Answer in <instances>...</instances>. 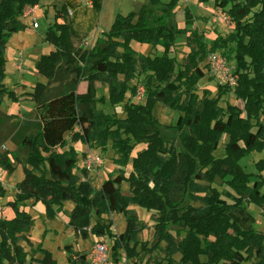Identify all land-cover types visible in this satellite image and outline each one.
<instances>
[{"label": "trees", "instance_id": "1", "mask_svg": "<svg viewBox=\"0 0 264 264\" xmlns=\"http://www.w3.org/2000/svg\"><path fill=\"white\" fill-rule=\"evenodd\" d=\"M84 1L88 6L83 7ZM181 1L148 0L136 12L119 14L112 28L84 49L74 43L78 12L88 8L98 19L104 0H64L46 33L54 51L35 65L47 83H37L28 93L41 127L26 140L30 152L24 178L7 203L14 218H0V264H58L43 246L33 249L34 220L23 209L30 201L42 203L49 219L67 214L85 240L109 239L114 264H264V232L255 229L256 218L246 206L264 211V160L256 165L258 174L241 165L244 157L264 152V0H197L213 2L233 25L228 35H218L210 44L205 34L189 29L205 18L186 9V27L175 29L160 14L174 12ZM41 2L0 0V106L6 98L19 100L5 85L6 50L14 35L26 30L22 19L27 10ZM180 36L191 47L183 66L171 57ZM133 42L152 50L162 47L163 53L146 56ZM216 52L233 62L234 84H219L215 96L209 90L200 96L198 85L208 76L205 69L211 73L208 59ZM98 82L107 85L110 106L124 105L125 117L98 107L106 105L104 98L97 99ZM81 83L86 84L84 93L78 90ZM140 85L146 90L144 101L126 102L128 95L136 97ZM229 95L238 104L223 107ZM159 103L179 114L173 128L181 150L168 144L160 131L155 117ZM77 143L103 153L113 150L116 169L100 188L85 166L80 167L86 156ZM141 145L145 148L134 157ZM3 168L11 169L8 156L0 159ZM125 181L130 195L123 193ZM5 196L0 183V199ZM67 202L73 204L70 212ZM133 205L155 213L157 242L152 247L140 240L146 226ZM112 215L125 218L123 233L114 234ZM170 226L177 228V236ZM156 250L165 258L145 260ZM66 251L67 264H91L86 252L71 246Z\"/></svg>", "mask_w": 264, "mask_h": 264}, {"label": "rangeland", "instance_id": "2", "mask_svg": "<svg viewBox=\"0 0 264 264\" xmlns=\"http://www.w3.org/2000/svg\"><path fill=\"white\" fill-rule=\"evenodd\" d=\"M63 1L42 0L40 4L41 9L36 13V16L40 20L39 30L32 29L31 19L29 21L24 20L27 27V32L25 33L26 38L22 39L20 35H14L6 50L8 62L6 66L7 77L5 85L10 91L16 92L19 100L10 101V99L6 98L0 106V159L4 156H8L12 169L9 170L3 168L5 173L1 184L6 190V196L0 199V218L3 219L10 220L14 218V212L7 206V203L13 200V197L16 194V185L24 178L23 165H25L30 152V148L27 145L26 140L34 137L41 127V121L34 113L35 104L28 97V93L33 91V87L37 83H47V79L45 77L37 74L35 65L41 56L54 51V47L46 41V33L50 25L53 24L56 19L54 4L57 2L61 4L60 2H62V5H64ZM164 1L167 3L170 0ZM147 3L148 0H107L104 20L102 22L103 26H110L106 32L112 28L115 21L114 20L110 23L108 22L109 20L116 19L115 17L119 14L126 16L131 12H136ZM86 5L87 2L84 1L83 7ZM186 9H189L195 16L205 18V20L194 23V25L189 27V29L198 30L200 33L205 34L209 44L218 35H228L233 28L226 12L215 9L213 2L201 4L197 0H182L174 12L160 14H162L166 21L175 29L178 27L183 28L186 27ZM47 10H49V14H45ZM100 17L101 14L97 19L88 8H82V10L78 12V16L75 20V28L78 32V37L77 39H74V43L77 47L89 49L94 45L97 39L96 37H98L102 32V28L97 27ZM132 47L137 52L146 56L161 55L163 53L162 47H159L157 50H152L150 45H144L137 42H133ZM190 51L191 47L187 43V38L185 36H180L177 39L175 46L172 48L171 57L176 58L179 65L183 66ZM16 64L17 71H14ZM207 64L208 61H206L202 66L204 67ZM233 66V62L228 60V76L230 79L232 77ZM205 71L208 73V76L200 81L197 93L202 96L204 90H209L212 92V95L215 96L217 93V86L222 83L224 84L225 81H222L221 78L217 77H214V79L211 80L210 77L212 74L207 69H205ZM139 81L142 82L143 77H140ZM59 87H63V85H60ZM78 90L80 93H84L86 90V84H78ZM101 98L105 99L106 105L99 104L98 107L100 109H104L105 112L109 114L116 113L119 117H125L123 112L124 105L117 107L110 106L108 103V87L106 84L98 82L97 99ZM143 101L144 99L140 102ZM126 102L132 103L138 101L128 95ZM227 103L238 104V101L233 95H229L225 98V101L222 102L221 105L226 107ZM155 117L161 124L162 129H160V131L164 139L168 142V144L174 146L177 150H181L182 147L178 140V132L173 128L178 121L179 114L159 103L155 109ZM86 127H89V125H82V128ZM77 130H79V128ZM70 136H68L69 142L71 140ZM226 141L227 137L224 136L221 148H223ZM74 146L81 154H85L86 156L81 159L80 167H84V163L88 156L101 154L103 158V165L98 169L97 174L95 173L91 175L94 180V186L96 188H100L102 183L107 179L108 175L116 169L114 165V159L116 156L113 150L109 148L107 153H103L100 150L90 149L81 143H77ZM144 148V145L138 146L135 150L134 157ZM261 160H264V152H254L251 155L244 157L241 160V165L248 173L258 174L256 165ZM255 183L256 179H253L252 185ZM221 188L226 192L229 191V189L225 186H222ZM122 190L125 195H130V186L128 181L124 182ZM246 206L248 211L256 218L255 229L257 231L264 232V211L255 205L246 204ZM23 209L29 213L34 220V227L31 232L33 249L43 246L46 250L52 253L53 258L58 262V264H67L69 253L66 251V247L71 246L74 251L86 252L89 258L92 255V251L96 244L100 241H104L109 249L110 264H114L111 259V241L109 239H96L95 237H91L87 240L83 239L79 234V231L70 223V219L67 214L60 213L57 214L56 218L49 219L46 214V208L42 203L34 204V201H30ZM72 209L73 204L67 202L65 204V210L70 212ZM131 209L137 213L139 219L146 226V230L140 235V240L147 243L150 247L154 246L157 242V238L155 236V213L149 212L137 205L131 206ZM111 220L114 224V234H121L125 231L126 222L122 215H112ZM169 228L173 234L176 235L175 233L177 232V228L174 226H170ZM21 244L29 253L30 257H34L35 254L33 253L32 248L24 242ZM160 247L164 248L165 244H161ZM36 258H41V256L37 255ZM164 258V253L156 250L154 253L147 256L145 260L153 261L154 259L162 260ZM175 259L180 260V256L177 255Z\"/></svg>", "mask_w": 264, "mask_h": 264}, {"label": "built area", "instance_id": "3", "mask_svg": "<svg viewBox=\"0 0 264 264\" xmlns=\"http://www.w3.org/2000/svg\"><path fill=\"white\" fill-rule=\"evenodd\" d=\"M90 5V4H89ZM30 12H26L24 16L30 15ZM69 14L72 15V12L69 11ZM32 29H35L37 26V19L33 18L31 23ZM209 64L211 68V73L217 77L221 78L222 81L228 82L230 81L231 84H234L233 80L229 78V68H228V60L227 58L219 53H213L209 56ZM146 96V90L143 86H138L137 94L135 99L140 102ZM103 165V158L101 154H93L88 156L84 166L89 171L90 175L97 174L98 169ZM5 171L0 169V183L3 181ZM89 262L91 264H110V257H109V249L108 246L104 241H100L96 244L92 251V255L89 257Z\"/></svg>", "mask_w": 264, "mask_h": 264}, {"label": "crops", "instance_id": "4", "mask_svg": "<svg viewBox=\"0 0 264 264\" xmlns=\"http://www.w3.org/2000/svg\"><path fill=\"white\" fill-rule=\"evenodd\" d=\"M63 1V0H62ZM64 2V1H63ZM61 4H59V2H57L56 4H54V8H55V10H56V13L58 12V11H60L61 10V8L63 7V5H62V2H60ZM64 4V3H63ZM106 4H107V0L105 1L104 0V2H103V8H102V11H101V17H100V21H99V23H98V25H97V27H100V28H102V32H101V34L102 33H104V32H106V30H108L109 29V27L110 26H108L107 27V25H105V26H103L102 25V22H103V20H104V15H105V11H106ZM41 9V6H37V7H35V8H29L28 10H27V12H30L31 14L30 15H28V16H24L23 17V22H24V20H26V21H29L30 19H31V23H32V19L33 18H36L37 19V26H36V28H35V30H39V28H40V20L38 19V17L36 16V13L39 11ZM72 12V11H71ZM45 14H49V10H47V12L45 13ZM56 15V14H55ZM56 17V16H55ZM116 18V17H115ZM115 19H112V20H109L108 22H113ZM111 25V24H110ZM103 26V27H102ZM27 31L25 30L24 32H21V33H19L18 35H20V37H22V39H25L26 38V33ZM101 34L98 36V37H100L101 36ZM98 37H96V38H98ZM19 52H23V51H19ZM19 59V58H18ZM18 64V63H17ZM17 64H16V66H15V68H14V71H17L16 70V67H17ZM31 86V85H30Z\"/></svg>", "mask_w": 264, "mask_h": 264}]
</instances>
